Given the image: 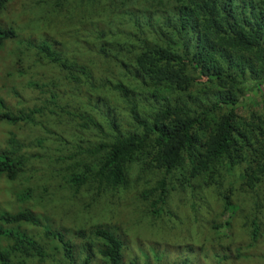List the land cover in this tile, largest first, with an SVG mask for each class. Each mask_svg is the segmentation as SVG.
<instances>
[{
  "label": "trees",
  "instance_id": "trees-1",
  "mask_svg": "<svg viewBox=\"0 0 264 264\" xmlns=\"http://www.w3.org/2000/svg\"><path fill=\"white\" fill-rule=\"evenodd\" d=\"M62 2L34 3L31 109L0 114L34 117V161L0 149V177L20 175L24 198L78 199L80 223L55 234L33 210L0 209V235L27 224L0 264H264V0H73L90 11L69 29L103 25L53 48ZM60 119L69 149L54 154L39 131Z\"/></svg>",
  "mask_w": 264,
  "mask_h": 264
},
{
  "label": "rangeland",
  "instance_id": "rangeland-1",
  "mask_svg": "<svg viewBox=\"0 0 264 264\" xmlns=\"http://www.w3.org/2000/svg\"><path fill=\"white\" fill-rule=\"evenodd\" d=\"M35 1L36 0H15L12 8L3 9L0 12V25L2 29L6 30L9 28L14 32L13 36L5 37L0 41V114L6 112L12 116H18L19 113H25L31 109L30 102L34 101V11L41 10L39 6L34 5ZM9 3H7L6 6ZM72 3L73 0H63L58 10L51 18L50 23L58 28L56 35L50 38L53 42V47H60L62 42L72 44L77 39L79 41L87 40L89 42V40L92 39L94 33L92 31L95 27L99 29L100 26L103 25V23H99V21L94 23V21L97 20L94 14L82 26L83 28L90 27L92 31L77 34L72 29H69L67 26L75 29L76 20L81 18L82 13L86 14L90 11L89 7L80 5L74 9L71 6ZM98 7L99 6L96 8ZM99 10L100 8L96 12ZM61 31L66 32L63 37H60ZM77 35L79 37H77ZM57 40H59V42ZM19 65H22L23 70L18 67ZM100 69H98V73H100ZM256 89L264 91V85ZM52 91L54 92V90ZM20 123H26V125L31 128L32 132L28 135H24L20 130ZM48 124L49 125L46 126L47 129L40 130L39 134H46L48 136V141L53 142L52 152H54V154H61L63 152L68 153L65 151L69 149V145L62 139L61 135V130L65 127L64 120L60 119V121L56 123L50 121ZM67 131L72 137H77V134L70 131V129H67ZM14 140L17 141L20 147L14 145ZM30 141L33 142V144H31ZM24 142L25 145H22ZM0 149H3L1 151H4L13 160L20 157L25 158L27 160L26 164L30 165L32 163L31 161H34V117L28 118L26 122L21 121L18 123L12 122L11 119H2L0 121ZM46 154H48V152ZM40 157H42V155ZM2 177L4 179L0 180V182L4 181L7 183L5 184V188L0 189V209H12L13 212L25 208L33 210L38 214V218L41 221L39 227L43 230L50 229L54 231L55 234H61L64 231L72 233L73 229L79 225L80 220H78L75 215L78 210V204L80 203L78 199L69 200L67 199L68 196H66L63 200L62 196L60 197L54 193H50V196L45 195L42 198H38L37 196L34 197V195L29 198H24L22 194L25 192L24 189L26 185L25 183H21V180L18 179L20 175H18L16 179L9 181L6 180L4 175H2L0 179ZM13 192L17 193L18 202L16 205L9 202L10 194ZM19 202H21L22 205L19 206ZM80 215L81 217L83 216L81 213ZM105 224L109 226L106 222ZM25 225L27 224L23 226L20 225V227L23 228ZM87 225H90V223ZM4 227L11 228L14 233V235L11 236L0 235L1 249L10 253L11 247L15 245L19 238L18 231H20V227L18 229L16 224L4 225ZM32 229L34 230V226H32ZM149 239V237H146L145 245L150 247L152 241ZM53 243H56V241L53 240ZM165 246L166 240H163L161 242V247L164 248ZM12 252L14 256L20 254L18 250ZM57 253V249H54L53 258L57 257ZM170 254L174 256L176 250L171 251ZM52 264H63V262L57 258Z\"/></svg>",
  "mask_w": 264,
  "mask_h": 264
},
{
  "label": "clouds",
  "instance_id": "clouds-1",
  "mask_svg": "<svg viewBox=\"0 0 264 264\" xmlns=\"http://www.w3.org/2000/svg\"><path fill=\"white\" fill-rule=\"evenodd\" d=\"M15 1V0H14ZM14 1H12L11 3H12V5H13V3H14ZM45 32H47V33H50L52 36H53V34L51 33L52 31H53V29H49L48 28V30H44ZM51 43H52V46H53V42L51 41ZM54 48V47H53ZM35 52H36V50L34 49V60H35ZM34 63H35V61H34Z\"/></svg>",
  "mask_w": 264,
  "mask_h": 264
}]
</instances>
